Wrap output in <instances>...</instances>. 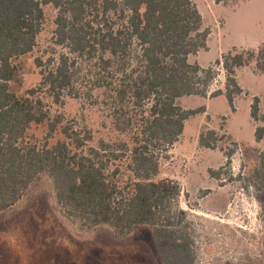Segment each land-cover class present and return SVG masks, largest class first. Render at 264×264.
Segmentation results:
<instances>
[{"label": "trees", "instance_id": "16d2710c", "mask_svg": "<svg viewBox=\"0 0 264 264\" xmlns=\"http://www.w3.org/2000/svg\"><path fill=\"white\" fill-rule=\"evenodd\" d=\"M44 3L58 11L55 44L76 58L97 59L99 80L100 72L106 73L102 85L113 87L110 99L115 108V129L129 134L136 130L128 150L132 180L127 193L121 192L106 175L105 165L97 160L98 153L91 151L94 157L84 155L82 148L89 138L80 139L68 128L62 133L72 140L75 152L65 141L49 145L46 139L40 146L27 140L32 125L49 121L48 136L56 132L59 121H50L43 98L62 104L64 95L76 96L75 61L62 53L57 64L40 71L37 87L22 96L12 93L9 82L16 73L14 61L35 48L44 12L37 0H0V214L18 204L34 180L46 173L52 180L57 204L83 229L107 226L119 237H126L140 227H150L162 264H196L194 240L167 216L174 194L154 180L159 173L160 154L178 141L187 120L206 111L204 106L184 110L179 104L182 98L224 96L234 112V99L243 92L236 71L254 62L256 69L264 72V45L257 51H229L213 66L203 68L189 59L206 50L209 33L202 30V17L190 0ZM100 7L103 17L118 12L119 22H98ZM36 65L42 67L39 61ZM219 70L224 77L223 88L209 92ZM113 79L117 84L105 83ZM95 82V87L101 88V82ZM258 103L255 98L251 105L254 121H258ZM263 133V128L256 129V142L263 139ZM219 140L215 131L207 130L200 133L198 145L215 150ZM232 153L225 154L227 162ZM261 165L264 171V162ZM256 173L260 171L256 169Z\"/></svg>", "mask_w": 264, "mask_h": 264}, {"label": "rangeland", "instance_id": "374dc122", "mask_svg": "<svg viewBox=\"0 0 264 264\" xmlns=\"http://www.w3.org/2000/svg\"><path fill=\"white\" fill-rule=\"evenodd\" d=\"M37 1L41 3L44 21L36 46L30 54L14 61L16 73L9 82L10 91L18 96L38 86L41 70L57 64L62 53L69 54L54 42L58 11L45 0ZM190 1L202 17V30L209 33L206 50L190 57V63L208 68L229 51H257L264 45V0H228L220 4L216 0ZM102 12L100 7L98 22H119L118 12L104 17ZM69 57L75 61L76 96L64 95L63 103L55 104L41 95L50 121H59L57 130L50 138L49 121L32 125L27 140L40 146L46 139L49 145L65 141L75 152L72 140L62 130L68 128L80 139L87 136L84 155L96 151L106 175L125 194L132 180L128 150L132 148L131 134L136 130L129 134L115 129V108L110 99L113 87L102 85L106 73L100 72L99 80L97 59H79L71 54ZM237 76L243 92L234 99V112L224 97L193 96L179 101L184 110L204 106L206 111L187 120L178 141L160 154L159 173L154 178L164 191L174 194L167 216L194 240L196 264H264V137L260 142L254 137L257 128L264 129V72L252 62L237 70ZM96 80L101 82V88L95 87ZM111 82L117 84V79L105 83ZM223 83L219 70L217 82L209 92L222 89ZM255 98L259 101L258 121L250 116ZM207 130L215 131L220 139L215 150L198 145L200 133ZM231 151L227 162L225 154ZM0 264L162 263L150 227H140L126 237H119L107 226L83 229L61 210L50 176L42 173L18 204L0 214Z\"/></svg>", "mask_w": 264, "mask_h": 264}, {"label": "crops", "instance_id": "0c3cea01", "mask_svg": "<svg viewBox=\"0 0 264 264\" xmlns=\"http://www.w3.org/2000/svg\"><path fill=\"white\" fill-rule=\"evenodd\" d=\"M238 73V72H237ZM236 78H238V76L236 77ZM219 97H224V96H219ZM219 97H217V98H219ZM217 98H215V99H217ZM235 104V103H234Z\"/></svg>", "mask_w": 264, "mask_h": 264}]
</instances>
